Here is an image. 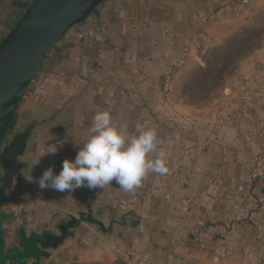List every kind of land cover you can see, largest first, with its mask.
<instances>
[{
	"label": "rangeland",
	"instance_id": "374dc122",
	"mask_svg": "<svg viewBox=\"0 0 264 264\" xmlns=\"http://www.w3.org/2000/svg\"><path fill=\"white\" fill-rule=\"evenodd\" d=\"M177 5L192 17L191 40H186L190 46L154 38L145 30V44L135 53L137 66L124 80V86L139 95L145 112L142 129L126 133L134 137L155 128L158 147L167 153L168 172L149 173L131 193L115 181L104 189H90L93 209L109 225L111 219L121 220L122 211L139 208V214L172 224L173 236L189 232L194 241L198 223L204 222L209 251L211 226L219 220H227L217 233L221 243L226 244L229 236L245 235L260 243L264 237L260 224L264 222V0H179ZM11 9L8 3L0 5L6 23L0 27V41L16 23ZM155 40L159 46H154ZM24 110L23 102L10 138L21 125ZM214 207L222 214L215 219ZM136 220L129 218L130 223ZM10 221L11 217L3 220L7 250L20 243L19 228L9 229ZM59 223L50 229L56 230ZM76 233L95 238L103 234L87 227ZM192 247L190 258L195 263L197 245ZM253 247L264 251V246ZM58 252L55 249L40 264H60V252L70 254L72 249Z\"/></svg>",
	"mask_w": 264,
	"mask_h": 264
},
{
	"label": "crops",
	"instance_id": "0c3cea01",
	"mask_svg": "<svg viewBox=\"0 0 264 264\" xmlns=\"http://www.w3.org/2000/svg\"><path fill=\"white\" fill-rule=\"evenodd\" d=\"M29 1L0 0V5L10 4L16 20ZM178 3L179 0H107L101 5L99 15L72 27L50 52L23 99L25 110L20 124L25 125L33 116L39 118L40 124L29 153V174L7 190L10 199L4 208L8 213L5 218H12L9 229L25 228L28 233H38L63 221L69 213L84 210L87 205L94 207V193L87 187L61 193L40 189L38 180L47 168L52 167L59 174L65 159H75L79 147L90 136L87 131L91 132L97 111L109 110L114 122L125 132L142 129L143 105L138 102L136 91L124 86V80L137 66L135 53L145 44V30L154 38L190 46L188 26L192 17ZM154 46H159V41L155 40ZM51 144H56L58 151L44 154ZM122 212L113 232H102L96 238L91 233L82 236L76 233L58 247L48 249L51 254L44 259L50 258L55 249L60 252L70 246V254L58 255L62 257L60 264H264L263 249L253 247L264 246V222L260 223L263 230L260 243L245 235L229 236L226 244L221 243L217 233L227 220L213 223L210 225L213 247L209 251L204 222L203 226L198 223L194 241L189 232L185 236H173L172 224H161L143 212L139 214V208ZM212 214L214 219L222 215L216 207ZM132 216L139 220L130 223ZM86 227L93 229L82 223L79 230ZM3 228L6 237L5 223ZM194 244L197 245L195 263L190 258Z\"/></svg>",
	"mask_w": 264,
	"mask_h": 264
},
{
	"label": "water",
	"instance_id": "95a60500",
	"mask_svg": "<svg viewBox=\"0 0 264 264\" xmlns=\"http://www.w3.org/2000/svg\"><path fill=\"white\" fill-rule=\"evenodd\" d=\"M105 1L33 0L0 41V264H6L7 260L2 222L3 209L10 199L7 190L29 174V153L38 127V121L29 119L23 128H16L10 138L12 122L50 52L73 26L94 13L99 14L98 8ZM118 222L111 219L106 228L104 220L91 207L69 213L56 230L45 229L38 236L37 233L28 236L25 228H21V245L28 256L40 257L44 251L75 236L82 223L107 233Z\"/></svg>",
	"mask_w": 264,
	"mask_h": 264
},
{
	"label": "clouds",
	"instance_id": "9594fccd",
	"mask_svg": "<svg viewBox=\"0 0 264 264\" xmlns=\"http://www.w3.org/2000/svg\"><path fill=\"white\" fill-rule=\"evenodd\" d=\"M91 135L79 147L74 160L65 159L59 174L47 168L38 180L40 189L71 192L80 187L104 189L113 181L125 192H135L149 173L168 172L167 153L160 149L155 128H146L129 137L114 122L109 110L94 114ZM56 144L44 154H55ZM43 154V155H44Z\"/></svg>",
	"mask_w": 264,
	"mask_h": 264
},
{
	"label": "trees",
	"instance_id": "16d2710c",
	"mask_svg": "<svg viewBox=\"0 0 264 264\" xmlns=\"http://www.w3.org/2000/svg\"><path fill=\"white\" fill-rule=\"evenodd\" d=\"M33 2V0H30L29 2H27L24 6H23V11H22V14L20 15V16H18L17 18H16V21L23 15V13L26 11V9H27V7L31 4ZM101 7V6H100ZM100 7L98 8L99 10H100V12H101V9H100ZM100 14V13H99ZM99 14H93V15H99ZM78 25V24H77ZM76 26V25H75ZM74 27V26H73ZM57 47V46H56ZM55 47V48H56ZM54 48V49H55ZM53 49V50H54ZM37 78V77H36ZM35 78V79H36ZM34 82H35V80H34ZM33 82V83H34ZM33 85V84H32ZM32 85L28 88V90H27V92L30 90V88L32 87ZM27 92H26V94H27ZM25 94V95H26ZM25 97V96H24ZM24 99V98H23ZM22 102H23V100H22ZM22 102H21V104H22ZM20 104V105H21ZM16 117H17V113H16V115H15V117H14V120H13V122H12V126L11 127H13L14 126V122H15V119H16ZM6 215H8V213H6L5 212V209L3 210V212H2V222H3V219L6 217ZM26 230V229H25ZM26 232H27V234H28V236H30L31 234H33V233H35V232H33V233H28V231L26 230ZM19 234H20V243L17 245V246H15V247H13L11 250H7V248L5 247V252H6V254H7V260H6V264H39L40 263V261L42 260V259H44V258H46V257H49L50 256V254L51 253H48L47 251H44L43 252V254L40 256V257H30V256H28L27 254H26V252L24 251V248H23V246L21 245V241H22V232H21V228H19ZM38 234H39V232L37 233V234H35L36 236H38ZM5 239H6V237H5Z\"/></svg>",
	"mask_w": 264,
	"mask_h": 264
},
{
	"label": "flooded vegetation",
	"instance_id": "af4514ba",
	"mask_svg": "<svg viewBox=\"0 0 264 264\" xmlns=\"http://www.w3.org/2000/svg\"><path fill=\"white\" fill-rule=\"evenodd\" d=\"M5 24H6L5 22L1 21V22H0V27L3 26V25H5ZM10 27H11V26H10ZM10 27H9V28H10ZM33 118L35 119V121H38V125H39V124H40V123H39V118L33 116V117H30L29 119H33ZM29 119H28V120H29ZM23 127H24V125L22 124V126L19 127V128H23ZM11 129H12V127L10 128V132H11ZM10 132H9V135H10ZM8 138H9V137H8ZM90 208H91V207H90ZM86 210H88V208H85L84 210H81V211H86ZM63 221H64V220H63ZM104 223H105V222H104ZM87 224H88V223H87ZM105 226H106V228H109V225H106V224H105ZM41 232H42V231H41ZM41 232H39V233H41ZM107 232H113V228H112L111 230H108Z\"/></svg>",
	"mask_w": 264,
	"mask_h": 264
}]
</instances>
